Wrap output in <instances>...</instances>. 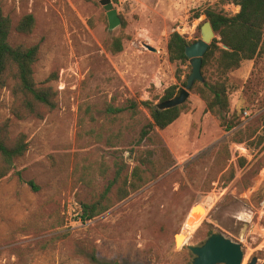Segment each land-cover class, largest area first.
<instances>
[{
  "label": "rangeland",
  "instance_id": "1",
  "mask_svg": "<svg viewBox=\"0 0 264 264\" xmlns=\"http://www.w3.org/2000/svg\"><path fill=\"white\" fill-rule=\"evenodd\" d=\"M112 1L130 36L116 55L106 42L122 28L109 29L101 4L0 0L13 21L11 43L40 44L36 82L58 91L56 110L26 119L11 111L13 81L1 91L0 122L10 120L11 137L25 133L29 148L0 180V264H190L194 255L186 245H199L216 230L242 244L243 264L253 257L264 264V199L255 197L264 187V144L254 148L230 142L236 177L227 187L214 158L218 145L234 132L257 126L263 131L264 55L244 61L230 74L231 108L243 109L238 127L222 128L192 92L191 110L160 131L176 164L94 219H78L81 202L92 200L113 177L90 176L83 184L75 173L77 164L88 163L89 154L111 160L114 152L90 138L80 123L86 105H125L131 98L160 97L173 84L185 86L176 78L178 64L170 63L164 51L165 41L174 30L197 41L207 20L204 11L218 0ZM224 8L229 14L240 10L230 3ZM28 13L35 16L36 27L30 34L18 33L15 26ZM183 67L185 74L191 72ZM244 111L250 113L245 119ZM240 157H247L242 166ZM29 180L39 186L37 191ZM177 236H182L179 245Z\"/></svg>",
  "mask_w": 264,
  "mask_h": 264
},
{
  "label": "trees",
  "instance_id": "2",
  "mask_svg": "<svg viewBox=\"0 0 264 264\" xmlns=\"http://www.w3.org/2000/svg\"><path fill=\"white\" fill-rule=\"evenodd\" d=\"M100 4L98 0H87ZM240 7L235 14L226 12L225 4ZM204 13L210 20L215 32L220 36L213 39L209 49L203 57V80H196L192 92L199 95L205 102L206 112L212 114L226 131H231L241 124L242 110L231 108L230 74L239 69L246 60H256L264 55V0H218L206 8ZM122 31L113 35L106 42V49L116 55L124 51V42L130 36L124 31L127 22L122 14ZM198 17L200 14L197 15ZM106 20V15H105ZM12 18L6 15L0 6V94L13 81L12 92L14 101L11 111L15 117L26 119L29 117L44 118L49 112L58 108V91L51 85H40L34 75V64L37 61L40 44H17L10 41L13 29ZM36 27V18L32 13L22 16L15 26L18 33L30 34ZM178 31L168 36V58L171 63L178 64L176 78L187 84L190 73L183 67L192 69L189 57L186 55L187 45L194 43ZM227 45L228 48L223 47ZM186 75L183 79V75ZM179 86L173 84L164 93L153 99H128L125 105L106 103L103 108L87 104L85 116L80 123L87 129L88 135L96 143L113 149V158L107 160L103 155L91 158L85 157L83 165L77 164L75 173H79V181L89 182L87 177H106L113 174L108 185L90 201L80 204L78 219L87 222L106 212L116 202L126 199L131 192L137 191L151 182L155 176L167 172L176 164V159L160 131L173 124L183 113L191 110V100L183 104L164 108L163 103L172 100ZM10 120L0 122V180L8 176L15 169L16 159L25 155L29 142L25 133L11 137ZM261 126L247 128L234 132L228 141L221 142L217 147L214 158L220 166V182L227 187L236 177V166L230 163V142L247 143L259 148L264 144V128ZM135 163L131 170L130 162ZM247 157H240L239 164L246 163ZM18 174H20L18 172ZM34 190H38L33 180L28 181ZM257 201L264 199V187L256 196ZM212 231L208 232L210 235ZM92 257L97 260L95 249ZM102 264H121L118 261Z\"/></svg>",
  "mask_w": 264,
  "mask_h": 264
},
{
  "label": "water",
  "instance_id": "3",
  "mask_svg": "<svg viewBox=\"0 0 264 264\" xmlns=\"http://www.w3.org/2000/svg\"><path fill=\"white\" fill-rule=\"evenodd\" d=\"M98 1L106 11L109 29L115 30L120 27L122 25V18L118 9L114 6L113 1ZM216 37L220 38L215 32L211 21L206 20L201 26L200 38L186 47V55L189 57L192 66L187 84L185 86H180L174 98L163 103L161 107L168 108L180 105L190 98L194 82L204 79L202 75L203 57L209 49L213 39ZM223 47L228 48L227 45H223ZM149 48L153 51H157L155 47L150 45ZM178 237L182 236H177V244L179 245ZM186 246L194 255L190 264H243L245 258L242 244L226 236L219 230L213 231L199 245L187 244ZM257 260V257H253L249 264H257Z\"/></svg>",
  "mask_w": 264,
  "mask_h": 264
},
{
  "label": "crops",
  "instance_id": "4",
  "mask_svg": "<svg viewBox=\"0 0 264 264\" xmlns=\"http://www.w3.org/2000/svg\"><path fill=\"white\" fill-rule=\"evenodd\" d=\"M175 31V30H174ZM172 33V32H171ZM170 35V34H169ZM168 35V36H169ZM124 45H125V43H124ZM167 45H168V38L166 39V41H165V45H164V51H166V54L168 55V48H167ZM157 51H158V49H157ZM157 51H155V52H157ZM159 51H161L160 49H159ZM169 59V58H168ZM170 62V61H169ZM171 63V62H170ZM193 93H191V95H192ZM197 95V94H196ZM199 96V95H198ZM200 98V97H199ZM201 99V98H200ZM202 100V99H201ZM201 102H204L203 100L201 101ZM204 104H205V102H204ZM205 107H206V105H205ZM177 121V120H176ZM174 124V123H173ZM172 125V124H171ZM170 125V126H171ZM166 142V141H165Z\"/></svg>",
  "mask_w": 264,
  "mask_h": 264
},
{
  "label": "built area",
  "instance_id": "5",
  "mask_svg": "<svg viewBox=\"0 0 264 264\" xmlns=\"http://www.w3.org/2000/svg\"><path fill=\"white\" fill-rule=\"evenodd\" d=\"M249 116H250L249 111H244V116H243V118L245 119L246 117H249Z\"/></svg>",
  "mask_w": 264,
  "mask_h": 264
},
{
  "label": "bare ground",
  "instance_id": "6",
  "mask_svg": "<svg viewBox=\"0 0 264 264\" xmlns=\"http://www.w3.org/2000/svg\"><path fill=\"white\" fill-rule=\"evenodd\" d=\"M249 218V217H248Z\"/></svg>",
  "mask_w": 264,
  "mask_h": 264
}]
</instances>
